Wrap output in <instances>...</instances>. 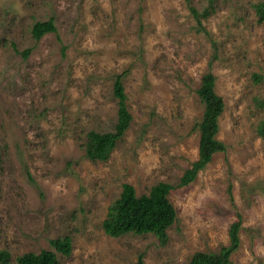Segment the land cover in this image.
Instances as JSON below:
<instances>
[{"label":"rangeland","instance_id":"1","mask_svg":"<svg viewBox=\"0 0 264 264\" xmlns=\"http://www.w3.org/2000/svg\"><path fill=\"white\" fill-rule=\"evenodd\" d=\"M261 1L0 0V248L9 264L43 249L61 264H189L196 251L229 244L239 216L229 264H264ZM50 18L57 31L36 39L34 23ZM209 71L226 103L217 136L227 149L169 195L177 220L166 243L109 235L103 220L124 183L138 194L178 184L198 158V88ZM119 74L133 119L108 160H91L87 133L117 121ZM66 236L70 253L52 245Z\"/></svg>","mask_w":264,"mask_h":264},{"label":"trees","instance_id":"2","mask_svg":"<svg viewBox=\"0 0 264 264\" xmlns=\"http://www.w3.org/2000/svg\"><path fill=\"white\" fill-rule=\"evenodd\" d=\"M256 11L260 20L264 19V0L256 4ZM197 14V11H196ZM57 26L53 18L38 20L32 28L33 36L40 39L48 32H56ZM30 49L25 50L28 55ZM217 76L209 71L202 79L198 94L204 105L203 115L197 123L200 131L199 156L192 162L178 184L159 181L154 184L149 192L138 194L135 186L124 183L120 195L108 206V211L103 220V228L111 236H121L128 233L144 234L153 233L162 243L169 238L168 230L177 220V210L171 202L169 195L176 188L189 185L194 181L199 172L204 169L218 151L227 149L226 143L218 138L220 130V117L226 103L216 89ZM114 91L118 97L117 121L112 131L90 130L87 133L85 154L95 161H106L112 155L119 140L130 127L133 114L127 103V95L121 75H117ZM258 131L264 136V121L259 124ZM241 216L230 225V243L223 245L218 251H196L189 264H229L230 256L238 249L241 243L240 229ZM52 245L64 253L71 251V239H52ZM11 253L0 248V264L10 263ZM18 261L20 264H61L55 251L43 249L40 252H27L22 254Z\"/></svg>","mask_w":264,"mask_h":264}]
</instances>
